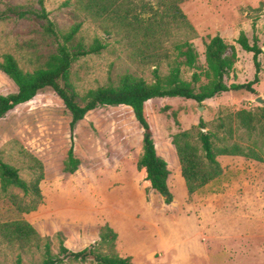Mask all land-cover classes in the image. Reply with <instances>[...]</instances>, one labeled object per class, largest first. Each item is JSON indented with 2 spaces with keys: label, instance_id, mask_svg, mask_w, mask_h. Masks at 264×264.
<instances>
[{
  "label": "rangeland",
  "instance_id": "374dc122",
  "mask_svg": "<svg viewBox=\"0 0 264 264\" xmlns=\"http://www.w3.org/2000/svg\"><path fill=\"white\" fill-rule=\"evenodd\" d=\"M64 1L43 0L55 25L67 30L80 22L77 37L86 43L95 37L106 43L99 53L81 56L72 64L70 78L78 92L109 81L116 83L125 73L153 81L154 65L130 61L119 37H107L82 12ZM7 5L39 8L38 0H0V11ZM179 6L194 31L171 30L164 43L169 57L160 60L159 73L167 74L168 61L176 53L174 43L183 39L193 43L204 64V43L218 34L234 45L237 55L234 68L225 76L226 84L253 80L252 52L244 51L236 39L244 31L252 43L256 34L262 46L264 0H186ZM252 21L256 24L254 30ZM53 48L52 38L37 21L13 16L0 19V55L11 53L22 69L31 71L41 65ZM258 60L261 69L259 81L253 85L255 93L226 91L202 104L177 96L144 103V115L157 147L164 150L165 143L169 145L173 165L176 161L171 135L190 129L200 119L206 122V129L213 130L220 117L230 120L231 142L253 147L264 156V128L250 137L235 117L238 109L264 110V53ZM181 75L188 80L191 70L182 67ZM16 89L0 71V93L9 94ZM258 96L263 98L262 103L256 101ZM69 120L61 99L48 87L0 118L1 158L15 166L28 182L40 172L33 156L41 162L43 173L39 183L41 202L28 213L18 212L0 190V222L25 218L41 236L52 237L54 252L58 242L53 235L57 231L63 233L67 247L79 250L96 241L100 226L108 223L118 234L117 248L127 253L132 264H264V160L218 155L222 173L190 195L180 167L175 165L167 182L172 194V201L167 204L147 184L145 170L136 167L142 130L132 109L120 105L87 112L74 130V153L80 164L73 173L63 171L70 145ZM218 136L227 134L218 131ZM216 144L220 146L222 142ZM160 156L165 154L160 152ZM7 193L17 194L23 203L31 199L17 188H10ZM18 253L23 264L40 259L35 249L21 251L0 241V264H15Z\"/></svg>",
  "mask_w": 264,
  "mask_h": 264
},
{
  "label": "trees",
  "instance_id": "16d2710c",
  "mask_svg": "<svg viewBox=\"0 0 264 264\" xmlns=\"http://www.w3.org/2000/svg\"><path fill=\"white\" fill-rule=\"evenodd\" d=\"M184 1L186 0H65L64 4L73 5L107 37H119L118 41L123 42L130 61L154 65L152 82L125 73L116 83L109 81L82 93L76 90L71 81L72 64L81 56L99 53L106 43L97 37L90 43L77 37L80 22L71 24L67 30L58 28L49 18L43 0H38V10L20 5H7L0 11V19L13 16L17 19L37 21L42 30L52 38L54 48L45 55L41 65L31 71L22 69L11 53L0 55V71L17 88L13 93H0V118L17 105L31 100L40 90L51 88L70 115V145L63 162V171L73 173L80 164L74 153V130L87 112L98 107L120 105L132 109L142 130L141 154L136 167L145 170V180L152 189L160 194L165 193L164 201L167 204L172 201L167 178L175 165L180 167V174L190 195L222 173V167L216 159L218 155H242L263 161L264 156L255 148L231 142L233 128L226 117H220L213 130L206 129V122L200 119L198 124L190 129L172 134L170 146L174 151L175 165L171 163L169 145L165 143L164 150L157 147L156 137L144 115L145 102L159 97L177 96L202 104L205 100L226 91L255 93L253 85L259 81L261 66L258 56L264 53V41L262 46L259 45L256 34H253L250 43L244 31L239 32L236 42L244 51L252 52L255 75L251 81L226 84L225 76L234 68L237 55L234 45L227 43L218 34L204 43V64L200 63L198 51L193 43L183 39L174 43L176 53L168 61L167 74L159 73L160 60L169 57L164 43L171 35V30L194 31L179 6ZM255 27V21H252V29ZM182 67L191 70L190 79L182 77ZM258 109L259 112L244 108L235 112L238 126L250 137L264 128V110ZM218 131H224L227 136L220 138ZM216 142H222V145L219 146ZM160 152L165 156H160ZM33 159L40 172L28 182L20 176L15 166L5 162L0 156V190L8 195L20 213L36 209L42 199L39 187L43 178L42 164L34 156ZM10 188L20 189L24 196L30 195V202L23 203L17 194L7 193ZM53 237L58 242L56 252L52 251V237L41 236L25 218L0 222L2 243L10 247L17 246L21 251L35 249L39 252V261L31 264H132L129 256L123 257L118 253L117 233L108 223L100 226L96 241L79 250H72L65 245L62 232L57 231ZM15 264H23L20 253L16 256Z\"/></svg>",
  "mask_w": 264,
  "mask_h": 264
},
{
  "label": "crops",
  "instance_id": "0c3cea01",
  "mask_svg": "<svg viewBox=\"0 0 264 264\" xmlns=\"http://www.w3.org/2000/svg\"><path fill=\"white\" fill-rule=\"evenodd\" d=\"M170 171V170H169ZM169 176H170V174L168 175V178H167V182H169ZM113 228V227H112ZM117 233V232H116ZM117 240H118V234H117V239H116V249H117V251H118V253L121 255V256H123V257H126V256H128L127 255V253L125 254L122 250H120V248L118 247L117 248ZM73 250V249H72ZM123 252V253H122Z\"/></svg>",
  "mask_w": 264,
  "mask_h": 264
},
{
  "label": "water",
  "instance_id": "95a60500",
  "mask_svg": "<svg viewBox=\"0 0 264 264\" xmlns=\"http://www.w3.org/2000/svg\"><path fill=\"white\" fill-rule=\"evenodd\" d=\"M256 101L259 102V103H262V102H263V98H262L261 96H258V97L256 98ZM199 109L202 110L203 107H202V106H199ZM161 196H162L163 198H165L166 195H165V193H163V194H161Z\"/></svg>",
  "mask_w": 264,
  "mask_h": 264
}]
</instances>
